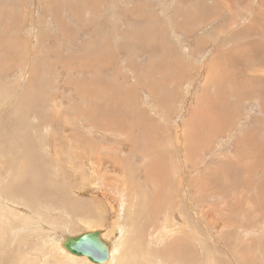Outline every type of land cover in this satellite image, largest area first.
Segmentation results:
<instances>
[{
	"label": "rangeland",
	"instance_id": "obj_1",
	"mask_svg": "<svg viewBox=\"0 0 264 264\" xmlns=\"http://www.w3.org/2000/svg\"><path fill=\"white\" fill-rule=\"evenodd\" d=\"M263 22L264 0H0L2 186L43 211L61 240L105 228L124 245L118 262L132 252L128 264H264ZM102 145L108 171L114 160L131 175L143 152L156 169L123 209L115 185L88 169L85 149ZM0 211L20 227L18 211ZM34 232L19 238L31 253Z\"/></svg>",
	"mask_w": 264,
	"mask_h": 264
},
{
	"label": "bare ground",
	"instance_id": "obj_2",
	"mask_svg": "<svg viewBox=\"0 0 264 264\" xmlns=\"http://www.w3.org/2000/svg\"><path fill=\"white\" fill-rule=\"evenodd\" d=\"M114 7V6H113ZM124 7V6H123ZM123 13V12H122ZM121 14V13H120ZM264 23V22H263ZM59 24H61V23H59ZM42 28V27H41ZM46 28V27H45ZM260 28V27H259ZM264 28V27H263ZM229 29H231V28H229ZM233 29V28H232ZM251 30V29H250ZM41 31V30H40ZM236 31V30H235ZM240 31V30H239ZM45 35H46V33H45ZM249 37V36H248ZM43 39V38H42ZM41 39V40H42ZM71 43V42H70ZM245 43V42H244ZM43 47V46H42ZM46 50V49H45ZM41 51H42V49H41ZM43 51H44V49H43ZM45 52V51H44ZM230 54V53H229ZM192 57H194L193 56V54L191 55ZM230 57V56H229ZM218 58V57H217ZM230 59V58H229ZM6 63V62H5ZM74 64V63H73ZM66 65H67V63H66ZM75 65V64H74ZM69 66V65H68ZM74 67V66H73ZM64 68V67H63ZM225 68V67H224ZM230 68V67H229ZM10 69V68H9ZM71 69V68H70ZM75 70V69H74ZM236 72H238V71H236ZM19 78V77H18ZM72 79V78H71ZM212 80V75H211V73L209 74V77H207V80L208 81H210V80ZM62 81V80H61ZM215 82V81H214ZM14 83V82H13ZM236 86V85H235ZM215 87H216V85H215ZM238 89V88H237ZM240 89H241V86H240ZM220 90V89H219ZM242 91V90H241ZM242 93H244V92H242ZM240 92H239V96H240ZM256 95V94H255ZM243 97V96H242ZM244 97H245V94H244ZM234 98V97H233ZM255 99H256V97H255ZM67 100V99H66ZM242 100V99H241ZM252 100V99H251ZM243 101V100H242ZM245 101V100H244ZM243 101V102H244ZM178 102V101H177ZM246 102V101H245ZM150 103V102H149ZM252 104V103H251ZM33 105V104H32ZM239 105V104H238ZM245 105V104H244ZM69 106H70V104H69ZM154 106V105H153ZM156 106V105H155ZM193 107V106H192ZM232 107H235L236 108V106H232ZM243 107V106H242ZM257 107H259L258 105H257ZM70 109V108H69ZM237 109V108H236ZM241 109V108H240ZM246 109H248V108H246ZM186 110V109H185ZM195 110H198V109H195ZM233 110V109H232ZM252 110V109H251ZM209 111V110H208ZM246 112V111H245ZM250 112V111H249ZM195 113H198V111L197 112H195ZM206 113V112H205ZM213 113V112H212ZM207 114V113H206ZM236 114H237V111H236ZM246 114V113H245ZM247 114H249V113H247ZM251 114V113H250ZM207 115H211V114H207ZM102 116V115H101ZM248 116V115H247ZM250 116V115H249ZM191 117V116H190ZM199 117H201V116H199ZM208 117V116H207ZM213 117V116H212ZM239 117V116H238ZM69 118V117H68ZM105 118V117H104ZM113 118V117H112ZM208 118H210V117H208ZM220 118V117H219ZM240 118V117H239ZM242 118V117H241ZM244 118V117H243ZM245 118H247V117H245ZM215 119V118H214ZM221 119V118H220ZM69 120V119H68ZM67 120V121H68ZM101 120V119H100ZM202 120V119H201ZM215 122V121H214ZM220 122L221 121H218V124H220ZM223 122V121H222ZM222 122H221V124H220V126L222 125ZM87 123H88V121H87ZM243 123V122H242ZM69 124V123H68ZM86 124V123H85ZM108 125V124H107ZM47 126V125H46ZM89 126V125H88ZM215 126V125H214ZM50 127V126H49ZM155 128V127H154ZM83 129V128H82ZM91 129V128H90ZM99 129H101V128H99ZM38 130V129H37ZM40 131V130H39ZM89 131V130H88ZM94 131V130H93ZM103 131H105V130H103ZM52 132V131H51ZM51 132H50V134H51ZM132 132V131H131ZM42 133V132H41ZM47 133V132H46ZM89 133V132H88ZM99 133V132H98ZM184 133V138L186 139V134H185V132H183ZM40 135V134H39ZM43 134H41V136H42ZM53 135V134H52ZM52 135H50V136H52ZM78 135H79V133H78ZM77 135V136H78ZM46 136V135H45ZM132 137V134H131V136H129V137H127V138H131ZM193 137V136H192ZM45 138V137H44ZM43 138V139H44ZM81 138H82V136H81ZM108 138V137H107ZM139 138V137H138ZM67 139V138H66ZM102 139V138H101ZM140 139V138H139ZM40 140H42V139H40ZM46 140H48L47 139V137H46V139L44 140V142L46 141ZM49 140H50V137H49ZM55 140V139H54ZM78 140V139H77ZM86 140V139H85ZM90 140V139H89ZM116 140V139H115ZM188 140V139H187ZM53 141V140H52ZM55 141H58L57 139L55 140ZM55 141L54 142H51V144H50V148L51 149H53L54 150V154H56V152L58 151L57 150V147L59 146H57L56 145V143H55ZM132 141V140H131ZM49 142V141H48ZM61 142V141H60ZM60 142H59V144H60ZM92 142V141H91ZM133 142V141H132ZM190 142H193V141H190ZM189 142V143H190ZM32 143V142H31ZM38 143V142H37ZM122 143V142H121ZM194 143V142H193ZM34 144V143H33ZM40 144V143H39ZM38 144V145H39ZM46 144V143H45ZM73 144V143H72ZM94 144V143H93ZM135 144V143H134ZM171 144V143H170ZM62 145V144H61ZM116 145V144H115ZM132 146H133V143L131 144ZM29 146V145H28ZM41 147H42V145H40ZM39 146V147H40ZM73 146V145H72ZM187 148H190V147H188L189 145H188V143H187ZM191 146H192V144H191ZM246 146V145H245ZM47 147V146H46ZM61 147V146H60ZM93 147V146H92ZM92 147L91 146H89V149H85V152H86V154H90L91 155V158L89 159V161H90V163H89V168L88 169H90V172H92L94 175H95V177H96V180H97V182H100V183H102V182H104V184H106V185H109L110 183H112V184H114L115 185V187H116V190H117V194H118V196H119V200H120V207L123 209L124 208V206H126L127 204H130L131 203V201H132V195L136 192V190L138 189V188H140L142 185H143V187L144 188H147L148 186H149V184H150V182H151V179L152 180H154V174H153V171L154 170H156V169H154L153 167H147V168H144L143 167V164L141 163V160H139V158L140 159H143V160H145V158L147 157V154H148V152L147 153H144L143 152V154L141 155L140 153H136L135 154V156H134V158L131 160H129V162H131V164H130V166H131V168L129 167V165H128V167L130 168L129 169V171H130V173H131V175H129L128 173H127V171L124 169V168H117L116 166H119L120 167V165H118V163H116V161H114L113 160V164L111 165V169H110V171H108L107 169H106V167H105V165L106 164H108V162L106 161V160H104V159H102L101 158V155L102 154H104L105 152H107V151H109V149L111 148V147H109V148H104V146L102 145V146H100L97 150H95V149H92ZM119 147V146H118ZM45 148V147H44ZM63 148V147H62ZM70 148V147H69ZM103 148H104V151L105 152H102L103 151ZM116 148V147H115ZM135 148V147H134ZM137 148V147H136ZM258 148H260V147H258ZM42 149V148H41ZM59 149V148H58ZM63 149H65V148H63ZM117 149H120V147L119 148H117ZM254 149H255V146H254ZM42 150H44V149H42ZM75 150V149H74ZM175 150V149H174ZM61 151H63V150H61ZM186 151V150H185ZM191 151V150H190ZM237 151V150H236ZM37 152V151H36ZM64 152V151H63ZM110 152V151H109ZM187 152V151H186ZM4 153V152H3ZM50 153V152H49ZM62 153V152H61ZM174 154H177V152H176V150L173 152ZM188 153V152H187ZM221 153V152H220ZM229 154H231V152H228ZM227 153V154H228ZM264 153V152H263ZM29 154V153H28ZM58 154V153H57ZM56 154V155H57ZM60 154V153H59ZM82 154H83V152H82ZM85 154V155H86ZM171 154V153H170ZM223 154V153H222ZM25 155H26V153H25ZM51 155H53V154H50V156ZM85 155H83V157L85 156ZM144 155V156H143ZM164 155V154H163ZM232 155V154H231ZM238 155V154H237ZM236 154H235V156H237ZM121 156V155H120ZM225 156V155H224ZM247 156H248V153H247ZM23 157V156H22ZM54 157V156H53ZM53 157H52V162H53ZM65 157V156H64ZM67 157V156H66ZM76 157V156H75ZM128 157H130V156H128ZM170 157H173V155L172 156H170ZM192 157V156H191ZM24 158V157H23ZM31 158H33V157H31ZM40 158V157H39ZM55 158V157H54ZM60 158V157H59ZM97 158H99V160L97 159ZM132 158V157H131ZM164 158H165V156H164ZM164 158H162V159H164ZM167 158V157H166ZM178 158V157H177ZM193 158V157H192ZM41 159V158H40ZM116 159V158H115ZM204 159V158H203ZM230 159H232V157H230ZM244 159H246L245 157H244ZM252 159V158H251ZM14 160V159H13ZM15 160H17V159H15ZM21 160V159H20ZM56 160H58V159H56ZM68 160V159H67ZM165 160V159H164ZM169 160V167H168V170L170 169V171H172L173 169H174V165H173V163L172 162H170V161H172V159L170 158V159H168ZM227 160L228 161H232V160H229L228 158H227ZM36 161V160H35ZM34 161V162H35ZM42 161V160H41ZM82 161H84V163L86 162L87 163V159H84V160H82ZM49 162V161H48ZM56 162V161H55ZM76 162V161H75ZM112 162V161H111ZM51 163V162H50ZM74 163V162H73ZM110 163V162H109ZM36 164V163H35ZM34 164V165H35ZM42 164H43V162H42ZM55 164H57V163H55ZM149 164V163H148ZM204 164H205V162H204ZM37 165V164H36ZM41 165V164H40ZM44 165H45V163H44ZM47 165V164H46ZM5 167H6V165H4ZM148 166V165H147ZM153 166V165H152ZM204 165L201 163L200 165H199V167L200 168H202ZM241 166H242V164H241ZM244 167H245V165H243ZM242 166V167H243ZM263 166V165H262ZM261 166V167H262ZM42 167V166H41ZM237 167V166H236ZM3 168V167H2ZM44 168V167H43ZM144 168V169H143ZM249 168V167H248ZM28 169H30V167L28 168ZM33 169V168H32ZM48 169V168H47ZM167 169V168H166ZM64 170V169H63ZM168 170H166V171H168ZM8 171V170H7ZM29 171V170H28ZM30 171H31V169H30ZM65 171V170H64ZM151 171H152V173H151ZM243 171H246V170H243ZM249 171V170H248ZM251 171V170H250ZM249 171V172H250ZM255 171V170H254ZM0 172H1V168H0ZM169 172V171H168ZM234 172V171H233ZM247 172V171H246ZM249 172H247L248 174H249ZM7 173V172H6ZM39 173V172H38ZM71 173V172H70ZM69 173V174H70ZM242 173V172H241ZM244 173V172H243ZM33 174H35V173H33ZM193 174V173H192ZM218 174V173H217ZM56 175H58V174H56ZM166 175H167V173H166ZM25 176V175H24ZM23 176V177H24ZM27 176V175H26ZM25 176V177H26ZM156 177H157V180H158V183L159 184H162L163 183V181H164V179H166L167 177L166 176H164V174H163V172L162 173H158V174H156L155 175ZM168 176V175H167ZM176 177V176H175ZM247 177V176H246ZM260 177V176H259ZM66 178V177H65ZM196 178H198V181H197V183L202 179V177H200V175L199 176H197ZM248 178V177H247ZM17 179V178H16ZM30 179V178H29ZM43 179V178H42ZM81 179V178H80ZM237 179H240V177L239 178H237ZM4 180V179H3ZM18 180H19V177H18ZM23 180V179H22ZM38 180V179H37ZM68 180V179H67ZM83 180V179H82ZM81 180V181H82ZM95 180V179H94ZM196 180V179H195ZM203 180V179H202ZM10 181V180H9ZM20 181V180H19ZM18 181V182H19ZM24 181V180H23ZM29 181H31V179L29 180ZM59 181H61V180H59ZM69 181V180H68ZM86 181V180H85ZM85 181H82V183L83 182H85ZM141 181V183H138V182H140ZM183 181V180H182ZM7 182V181H6ZM21 182V181H20ZM48 182V181H47ZM89 182V181H88ZM92 182V181H91ZM171 182V181H170ZM176 182V181H175ZM239 182V181H238ZM23 183V182H22ZM73 183V182H72ZM117 183V184H116ZM154 183H155V181H154ZM264 183V182H263ZM2 184H3V182L2 181H0V208H2V206H6V207H8L11 211L12 210H14V211H18V213H19V215H17L16 214V212H12L13 214V216L14 217H18L19 218V225H20V227H17L16 226V228L13 226V224L9 221V219L10 218H7L4 214H3V212L2 211H0V255L5 251V248H6V252L8 251V250H10V252H11V247L13 246V245H16V247H18L17 249H19L20 248V250L22 251V253H21V255L20 256H16V260H15V262H13V264H40L39 263V261L41 260L42 261V264H128L127 262H126V260H127V256H129L130 257V259H131V261H133V259L135 258V256L134 255H131V253L132 252H127L128 253V255H125V257H123V258H125L124 260H123V258H119V259H121V261H119L118 262V260H117V256L119 255V254H122L123 252H124V250H125V248H124V245H123V243H122V241H121V239H118V238H115V235L113 236V237H107L108 235V231H106V229L105 228H102V229H94V231H86V232H96V231H98L99 232V236H100V239H101V241L106 245V247H107V250H108V258L105 260V261H102V262H95V261H92L87 255H77V254H74V253H72L69 249H67V247H66V241H67V239L68 238H74V237H77V236H79V235H81V234H83V233H81V234H77V235H73V234H70V233H68V234H66V235H64V238L65 239H63V240H61L60 238H58V235L56 236V234H55V229L57 228L55 225H51V223H49V219H45V217H43V215H45L44 213H43V211H39V209L37 208V207H35L34 208V210H32L31 209V207H30V205H29V203L27 202V200H25V199H19V198H17L16 197V195L15 194H12V193H10L9 191H7V189H5V187H3L2 186ZM16 184V183H15ZM60 184V183H59ZM71 184V183H70ZM85 184V183H84ZM83 184V185H84ZM158 184V185H159ZM30 185V184H29ZM38 185V184H37ZM45 185V184H44ZM80 185V184H79ZM163 185V184H162ZM211 185V184H210ZM15 186V185H14ZM21 187V185H18V187ZM24 186H25V184H24ZM3 189H2V188ZM7 187V186H6ZM17 187V188H18ZM35 187H37V186H35ZM70 187V186H69ZM77 187V186H76ZM82 187V186H81ZM87 188H88V186H86ZM94 187H95V185H94ZM104 187V186H103ZM152 187H155V186H153L152 185ZM161 187V186H160ZM15 188V187H14ZM14 188H12V189H14ZM84 188H85V186H84ZM84 188H83V190H84ZM101 188V187H100ZM100 188H98V189H100ZM105 188V187H104ZM135 188H137V189H135ZM22 189V188H21ZM44 189V188H43ZM97 189V188H96ZM19 190V189H18ZM28 190V189H27ZM39 190V189H38ZM102 190H103V188H102ZM110 190V189H109ZM37 191V190H36ZM74 191V190H73ZM90 191V190H89ZM101 191V190H100ZM15 192V191H14ZM94 192V191H93ZM101 193V192H100ZM181 193V192H180ZM107 194V193H106ZM262 194V193H261ZM63 195V194H62ZM102 195V194H101ZM103 195H105L104 193H103ZM180 195V194H179ZM42 197H45L44 195H41ZM40 196V197H41ZM37 197V196H36ZM39 197V196H38ZM88 197V196H87ZM106 198H107V195L105 196ZM86 198V197H85ZM91 198V197H90ZM108 198H109V196H108ZM108 198H107V201H108ZM177 198V197H176ZM44 199V198H43ZM110 199H112V201L114 200V198H110ZM69 200H70V198H69ZM118 200V201H119ZM177 200V199H176ZM46 201H47V199H46ZM72 201V200H71ZM116 201V200H115ZM155 201V200H154ZM109 202H110V200H109ZM134 202V201H133ZM81 203V202H80ZM90 203V202H89ZM96 203V202H95ZM104 203H106V202H104ZM111 203V202H110ZM113 204H114V202H112ZM155 203V202H154ZM41 204V203H40ZM107 204H109V203H107ZM132 204V203H131ZM135 205H136V207H135V212L134 213H136V211H138V208L140 207V204L141 203H134ZM143 204V203H142ZM88 205V204H87ZM138 205H139V207H138ZM155 205V204H154ZM104 206V205H103ZM108 206V205H107ZM111 206V205H110ZM114 206V205H113ZM184 206V205H183ZM45 206H43V208H44ZM118 207V206H117ZM33 208V207H32ZM99 208V207H98ZM106 208V207H105ZM110 208H113V207H110ZM119 208V207H118ZM128 208V207H127ZM181 208V207H180ZM200 208V207H199ZM254 208V207H253ZM42 209V208H41ZM51 209H53V208H51ZM55 209V208H54ZM53 209V210H54ZM102 209V208H101ZM132 209V208H131ZM184 209V208H183ZM6 210V209H5ZM48 210V209H47ZM91 210V209H90ZM93 210V209H92ZM102 210H104V209H102ZM125 210V209H124ZM182 210V209H181ZM31 211V212H30ZM107 211H108V209H107ZM8 212V211H7ZM48 212V211H47ZM50 212V211H49ZM92 212V211H91ZM108 212H110V211H108ZM111 212H113V210L111 211ZM125 212V211H124ZM156 212V211H155ZM90 213V212H89ZM11 214V213H10ZM59 214V213H58ZM91 214V213H90ZM92 214H94V211H93V213ZM109 214V213H108ZM116 214V213H115ZM128 214V213H127ZM159 214V213H158ZM172 214V213H171ZM114 215V214H113ZM117 215H119V214H117ZM136 215V214H135ZM12 216V217H13ZM119 216H121V215H119ZM171 216V215H170ZM8 217H11L10 215H8ZM54 217V216H53ZM91 217V216H90ZM123 217H126V216H123ZM123 217H122V219H123ZM242 217V216H241ZM50 218H52V216H50ZM106 218V217H105ZM121 218V217H120ZM182 218V215H181V213H180V215H179V219H181ZM36 219V220H35ZM53 219V218H52ZM104 219V218H103ZM108 219V217L106 218V220ZM133 219H135V218H133ZM11 220V219H10ZM54 220V219H53ZM187 220V219H186ZM191 220V219H190ZM14 221V220H13ZM57 221V220H56ZM104 221V220H103ZM117 221V220H116ZM121 221V220H120ZM127 221V220H126ZM192 221V220H191ZM54 222H55V220H54ZM128 222V221H127ZM133 222V221H132ZM8 224H12L11 226L10 225H8ZM46 224L47 225H49V226H46ZM99 224V223H98ZM123 224V223H122ZM125 224V223H124ZM16 225H18V224H16ZM187 225V224H186ZM152 226V225H151ZM167 226V225H166ZM174 226V225H173ZM190 226V225H189ZM117 227H118V229H119V226L117 225ZM116 227V228H117ZM153 228V227H152ZM177 228V227H176ZM59 229V228H58ZM167 229V228H166ZM35 231L34 233H35V236H38V240H36L37 241V246L39 245V248L37 249V246H36V250L33 252L32 251V253L31 252H29L30 251V249H29V251L28 250H26L25 251V247L23 246V243L22 242H20V240H19V238H20V235L21 234H23V232H27L28 233V231ZM116 230V229H115ZM114 230V231H115ZM181 230V229H180ZM224 230V229H223ZM241 230V229H240ZM123 231H126L122 226H121V228H120V232L122 233ZM140 231H142V230H140ZM60 232H61V230H60ZM86 232H84V233H86ZM117 232V231H116ZM144 232V231H143ZM163 232H164V230H163ZM197 232V231H196ZM140 233V232H139ZM147 233V232H146ZM154 233V232H153ZM166 232H164V234H165ZM183 233V232H182ZM9 234H11V239H10V241L9 242H7L6 240H7V238H8V236H9ZM137 234V233H136ZM199 234V233H198ZM110 235H112V234H110ZM120 235V234H119ZM122 235V234H121ZM141 235V234H140ZM149 235V234H148ZM200 235V234H199ZM131 236H132V232H131ZM151 236V235H150ZM162 236V235H161ZM144 237H146V236H144ZM170 237V236H169ZM177 237V236H176ZM258 237V236H257ZM30 238V237H29ZM138 238V237H137ZM137 238H135L136 239V241H137ZM175 238V237H174ZM134 239V238H133ZM181 239V238H180ZM141 240V239H140ZM155 240H156V238H155ZM29 241H30V239H29ZM143 241H145V239L143 238ZM153 241H154V239H153ZM161 241V237H157V241L155 242V243H157V242H160ZM168 241V240H167ZM180 241H182V239L180 240ZM27 242V241H26ZM114 242V243H113ZM135 241H133V243H134ZM162 242V241H161ZM170 242H172V240L170 241ZM253 242V241H252ZM22 243V244H21ZM138 243V242H137ZM166 243H168V242H166ZM27 244H28V242H27ZM26 244V245H27ZM132 244V243H131ZM154 244V243H153ZM152 244V245H153ZM160 244V243H159ZM168 244H170V243H168ZM168 244H166V245H168ZM166 245H164L165 247H166ZM264 245V244H263ZM4 246H5V248H4ZM28 246V245H27ZM130 246V245H129ZM132 246H134V244L132 245ZM15 247V246H14ZM138 247V246H137ZM196 247V246H195ZM22 248L24 249V250H22ZM154 248H155V246H154ZM153 247H152V250L154 249ZM34 249V247L32 248V250ZM130 249H133V247L132 248H130ZM129 249V250H130ZM136 249V248H135ZM134 249V250H135ZM156 249V248H155ZM162 249V248H161ZM140 250H141V248H140ZM29 252L28 254L27 253H25V252ZM155 251V250H154ZM154 251H153V253H154ZM9 252V253H10ZM13 252V251H12ZM136 252V251H135ZM196 252V251H195ZM256 252H257V250H256ZM14 253V252H13ZM126 253V254H127ZM4 254V253H3ZM20 254V253H19ZM143 254V253H142ZM152 254V253H151ZM175 254H177V253H175ZM253 254V253H252ZM41 255V256H40ZM137 255V254H136ZM120 256H122V255H120ZM148 256H149V253H148ZM248 256V255H247ZM12 257V256H11ZM177 257H179V255L177 256ZM186 257H188V256H186ZM38 258H40V260L38 259ZM140 258V257H139ZM149 258V257H148ZM154 258V257H153ZM150 259V258H149ZM176 259V258H175ZM174 259V260H175ZM179 259V258H178ZM12 260H13V258H12ZM39 260V261H38ZM129 260V259H128ZM135 260V259H134ZM145 260L147 261V259H146V256H145ZM3 261V260H2ZM40 261V262H41ZM158 261V260H157ZM176 261V260H175ZM198 261V260H197ZM141 262V264L143 263L142 261H140ZM153 261L152 260H150L149 261V263H152ZM167 262V261H166ZM177 262V261H176ZM130 263H132V262H130ZM154 263V262H153ZM178 263H179V261H178ZM133 264V263H132ZM138 264V263H137ZM180 264V263H179ZM183 264V263H182Z\"/></svg>",
	"mask_w": 264,
	"mask_h": 264
},
{
	"label": "water",
	"instance_id": "obj_3",
	"mask_svg": "<svg viewBox=\"0 0 264 264\" xmlns=\"http://www.w3.org/2000/svg\"><path fill=\"white\" fill-rule=\"evenodd\" d=\"M66 247L77 255H87L92 261L102 262L108 258L106 245L101 241L99 232H86L74 238H68Z\"/></svg>",
	"mask_w": 264,
	"mask_h": 264
}]
</instances>
